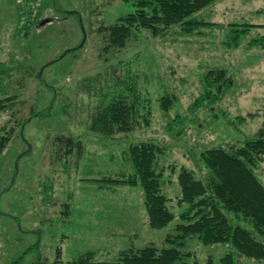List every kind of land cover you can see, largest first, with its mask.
Wrapping results in <instances>:
<instances>
[{
	"label": "rangeland",
	"instance_id": "1",
	"mask_svg": "<svg viewBox=\"0 0 264 264\" xmlns=\"http://www.w3.org/2000/svg\"><path fill=\"white\" fill-rule=\"evenodd\" d=\"M262 8L264 0H216L190 17L203 22L193 33L176 26L155 36L143 29L125 48L106 50L101 28L134 10L126 0H0V98L16 96L0 112V134L14 127L0 155V264L22 255L16 264H78L89 251L88 264H103L122 249L164 246L179 217L150 228L141 187L102 179L132 171L128 146L153 140L164 151L158 163L164 193L175 197L181 189L171 167L196 169L205 147L258 134L264 49L250 43L264 29H238L264 24ZM211 69L224 71L231 86L220 100L194 108ZM116 86L146 99L151 123L103 138L89 129L90 113ZM163 95L177 97L168 111L159 104ZM59 135L79 138L82 153L60 158ZM256 173L264 182V161ZM182 248L201 264L229 250L191 238Z\"/></svg>",
	"mask_w": 264,
	"mask_h": 264
},
{
	"label": "trees",
	"instance_id": "2",
	"mask_svg": "<svg viewBox=\"0 0 264 264\" xmlns=\"http://www.w3.org/2000/svg\"><path fill=\"white\" fill-rule=\"evenodd\" d=\"M126 1L134 6V10L101 28L109 42L104 47L106 50L125 48L133 34L143 29L155 36L164 35L176 26H180L183 33H193L203 22L190 17L216 0ZM260 11L264 13V8ZM240 25L243 27L238 31L243 33L256 28L264 29V24ZM250 44L264 49V32L253 38ZM205 77L208 80L206 90L196 99L194 108L202 106L205 101L220 100L231 86V77H227L222 70L217 73L211 69ZM131 88L135 90V86ZM15 97L0 98V112L9 109ZM176 100L175 95L160 96L161 109L168 111ZM90 115L89 129L104 138L148 126L152 108L146 99H140L138 93L130 98L122 86H116L100 94L98 104ZM3 129L0 155L14 133V127ZM57 140L60 158L83 151V142L73 135H59ZM163 152L153 140L130 144L126 153L132 171L115 178L106 176L102 181L113 185H139L150 228L166 227L177 216L179 221L174 225L173 232L167 234L164 246L148 244L122 249L114 261L103 264H201L194 258L195 252L182 248L190 238L205 245L229 246V250L218 259L209 256L205 264H252L249 260L264 262V182L256 173L259 164L264 161V127L243 143L205 147L199 154L196 169L185 165L171 167L181 189L175 197L168 196L163 190L164 167L158 168L159 155ZM174 200L180 211L178 215L172 208ZM93 257L94 253L89 251L74 262L92 263Z\"/></svg>",
	"mask_w": 264,
	"mask_h": 264
},
{
	"label": "built area",
	"instance_id": "3",
	"mask_svg": "<svg viewBox=\"0 0 264 264\" xmlns=\"http://www.w3.org/2000/svg\"><path fill=\"white\" fill-rule=\"evenodd\" d=\"M39 1V0H36V2Z\"/></svg>",
	"mask_w": 264,
	"mask_h": 264
}]
</instances>
